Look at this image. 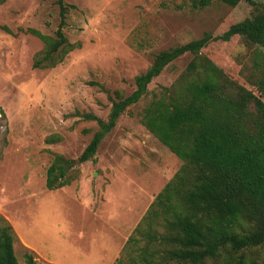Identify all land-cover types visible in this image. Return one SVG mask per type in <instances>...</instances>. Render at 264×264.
<instances>
[{"label": "rangeland", "instance_id": "obj_1", "mask_svg": "<svg viewBox=\"0 0 264 264\" xmlns=\"http://www.w3.org/2000/svg\"><path fill=\"white\" fill-rule=\"evenodd\" d=\"M192 1L63 0L62 33L73 49L51 69H32L42 44L18 29L52 36L57 7L53 0H0V228L10 227L17 264L26 254L35 264H126L138 260L146 243L149 250L162 248L140 233L122 248L181 164L144 129L139 115L193 56L185 53L162 69L100 141L94 161L76 159L96 130L83 115L105 120L112 92L130 94L133 78L155 54L215 31L229 13L216 1L204 8ZM253 1L264 6V0ZM228 49L211 61L248 89L264 75V50L242 38ZM48 137L55 142L47 144ZM53 154L74 161L75 179L47 190ZM141 228L146 230L144 223ZM163 231L152 226L147 234Z\"/></svg>", "mask_w": 264, "mask_h": 264}, {"label": "trees", "instance_id": "obj_2", "mask_svg": "<svg viewBox=\"0 0 264 264\" xmlns=\"http://www.w3.org/2000/svg\"><path fill=\"white\" fill-rule=\"evenodd\" d=\"M212 1L229 8L218 29L155 54L148 68L133 78L130 94L112 92L105 120L83 115L95 122L96 130L78 163L94 161L100 141L166 65L185 53L193 56L176 81L161 87L139 115L144 129L181 164L122 247L136 243L132 235L140 233L148 241L158 239L162 248L149 250L146 243L138 260L126 264H264V75L247 89L211 61L220 52L227 54L239 38L264 50V6H256L253 0H193L191 4L204 8ZM53 3L58 23L52 36L18 29L42 44L32 57V69H51L73 49L62 33L68 6L63 0ZM45 142L52 144L55 139L48 137ZM74 169L73 160L53 154L44 187L57 190L68 185L75 179ZM143 223L146 230L140 229ZM152 226H160L163 234L148 236ZM13 240L10 227H1L0 264H17ZM24 264H35L33 257L24 255Z\"/></svg>", "mask_w": 264, "mask_h": 264}, {"label": "crops", "instance_id": "obj_3", "mask_svg": "<svg viewBox=\"0 0 264 264\" xmlns=\"http://www.w3.org/2000/svg\"><path fill=\"white\" fill-rule=\"evenodd\" d=\"M171 157V156H170ZM171 159V158H170ZM176 160H178L177 158H176ZM132 232V231H131ZM131 232L128 234V235H130L131 234Z\"/></svg>", "mask_w": 264, "mask_h": 264}]
</instances>
